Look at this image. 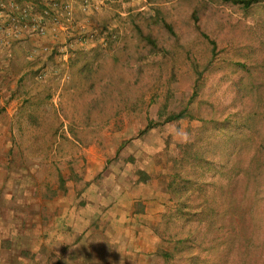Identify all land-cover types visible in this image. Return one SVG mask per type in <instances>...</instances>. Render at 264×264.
Listing matches in <instances>:
<instances>
[{
    "label": "rangeland",
    "instance_id": "obj_1",
    "mask_svg": "<svg viewBox=\"0 0 264 264\" xmlns=\"http://www.w3.org/2000/svg\"><path fill=\"white\" fill-rule=\"evenodd\" d=\"M97 22L92 48L3 77L0 264H264V0H116Z\"/></svg>",
    "mask_w": 264,
    "mask_h": 264
},
{
    "label": "crops",
    "instance_id": "obj_2",
    "mask_svg": "<svg viewBox=\"0 0 264 264\" xmlns=\"http://www.w3.org/2000/svg\"><path fill=\"white\" fill-rule=\"evenodd\" d=\"M3 1L15 2L19 7H29L36 14H39L48 2L59 1L61 5L71 7L72 18L70 21L72 23H68L64 19L59 18V21H62V26H54L52 19L49 18L46 19V26L48 28L47 35L38 36L25 30L18 37L14 38L2 30L1 23L3 20H0V91L3 89L1 83H4L2 82L4 75L16 73L19 75V79H23L26 75L35 74L40 68L38 60H44L56 49L65 52L67 50L92 48L94 44L89 41L88 36L92 33L95 36L97 35V37L99 36L98 30L100 29V23L97 21H101L103 14L112 8V4H116V0H92L90 7L87 11H84L81 9L80 4L74 0ZM113 7L115 6L113 5ZM64 57L66 58V55ZM19 105H21V102ZM141 184L140 182L137 183L136 188L140 189L142 187ZM140 197L147 201L145 208L141 212H135V205H133L131 213H134V217L143 216L150 224V221L154 220L160 208L157 204L152 203L149 198H144L143 195ZM136 200L133 204L138 202ZM149 250L152 251V248L145 252H149Z\"/></svg>",
    "mask_w": 264,
    "mask_h": 264
},
{
    "label": "built area",
    "instance_id": "obj_3",
    "mask_svg": "<svg viewBox=\"0 0 264 264\" xmlns=\"http://www.w3.org/2000/svg\"><path fill=\"white\" fill-rule=\"evenodd\" d=\"M80 4L82 10L87 11L92 0H74ZM52 19L54 26H62V21L72 23L71 7L61 5L59 1L48 2L44 9L39 13H33L29 7H19L15 2H4L0 0V20L2 30L10 37H18L23 31L36 34L38 36L47 35L48 28L46 19ZM93 33L88 36L90 42H94Z\"/></svg>",
    "mask_w": 264,
    "mask_h": 264
},
{
    "label": "trees",
    "instance_id": "obj_4",
    "mask_svg": "<svg viewBox=\"0 0 264 264\" xmlns=\"http://www.w3.org/2000/svg\"><path fill=\"white\" fill-rule=\"evenodd\" d=\"M222 3H225V4H233V5H239L241 6L242 8H250L253 4H256L258 3L260 0H220ZM194 16V15H193ZM161 25L169 32V34H173L175 35V32L173 31V28H172V24L168 23L167 21H161ZM143 36V35H142ZM144 40L148 43V44H151V46H153V48H157L156 46V43L152 41V39L150 38V36H143ZM96 69H100V67H97ZM106 89H107V92L110 94V95H113L114 94V87H113V80H111L108 84H106ZM144 95H141L140 97H138L137 99H135L134 103L131 105V110L133 112H141L142 111V107H143V104L145 103V100H144ZM114 110L116 112V116L120 115L122 112H125L127 109L121 105L120 103L114 105ZM187 116V111H183V112H180L178 114H173L171 115L169 118L171 121H179L180 119H183ZM190 140V138H189ZM194 147V143H191L190 141H187L183 144H180L178 146V150H177V158L174 159L172 161V165H171V168L169 169L170 170V182L167 184V191L171 193V195H174L177 197L178 195V192H180V190H184L186 191V189L188 187H190V185H192V181L191 179H187V180H181V179H178L179 178V175L177 172V168L179 166H183V167H187V166H190L194 161H196V159L194 158V154L192 152V149ZM142 176V174H140ZM143 180L141 179V181L143 182H147L148 179L147 177H145L143 175ZM62 182V180H61ZM183 186V187H182ZM182 187V189H181ZM180 200V196L177 197V200ZM184 241L182 239H178L177 240V244L178 243H183ZM177 247H175V250H176ZM156 256L161 258L160 260H165V261H170V260H173L174 259V255H172L171 253L169 252H166V251H158L156 253ZM159 260V261H160Z\"/></svg>",
    "mask_w": 264,
    "mask_h": 264
}]
</instances>
